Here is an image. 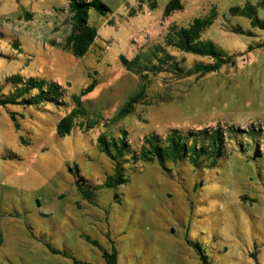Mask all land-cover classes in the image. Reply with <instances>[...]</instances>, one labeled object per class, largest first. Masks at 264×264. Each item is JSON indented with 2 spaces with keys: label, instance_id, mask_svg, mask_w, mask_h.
Returning <instances> with one entry per match:
<instances>
[{
  "label": "rangeland",
  "instance_id": "rangeland-1",
  "mask_svg": "<svg viewBox=\"0 0 264 264\" xmlns=\"http://www.w3.org/2000/svg\"><path fill=\"white\" fill-rule=\"evenodd\" d=\"M101 1L110 11H90L98 37L78 58L65 45L71 0H0V96L15 90L9 77H35L66 102L0 104V264H106V252L119 264H264V0ZM212 17L203 39L230 58L219 70L142 80L125 67L160 45L188 67L213 63L168 46L172 27ZM143 82L147 99L114 124ZM74 95L103 123L65 135ZM218 129L221 154L165 165L128 154L129 182L103 187L115 162L101 134L126 130L140 150L150 136Z\"/></svg>",
  "mask_w": 264,
  "mask_h": 264
},
{
  "label": "trees",
  "instance_id": "trees-1",
  "mask_svg": "<svg viewBox=\"0 0 264 264\" xmlns=\"http://www.w3.org/2000/svg\"><path fill=\"white\" fill-rule=\"evenodd\" d=\"M174 2L178 8L181 6L180 0ZM173 6L174 4L171 5L172 9ZM251 9L254 11L253 6ZM71 10L74 25L65 45L74 56L80 58L89 52L98 37L97 28L90 25V11L96 10L100 14L106 15L110 9L101 0H71ZM242 13L251 16V13H246L245 10ZM254 21L264 27V22L257 17ZM213 22V17L198 18L189 27H172L168 36L169 47L186 54L212 58L214 59L213 63L198 61L193 66L188 67L184 62L180 63L175 55L169 51V48L164 45L156 46L149 52H142L132 60L123 58V63L127 70L138 75L142 80L147 78L149 72L155 75L170 72L182 79L194 74L201 78L210 72L217 71L230 61V58H225V53L213 41L203 39V34L213 25ZM7 81L15 86V90L9 95L2 94L0 104L25 103L35 105L41 102H49L61 106L66 103L62 101V96L65 95L64 90L53 81L35 77L24 80L21 76L9 77ZM147 92L148 84L143 82L139 91L118 110L112 119L114 124L136 113L138 104L147 99ZM1 93L2 89H0ZM73 102L75 108L59 122L58 131L62 129L64 134L68 135L78 125L84 129H94L103 123L101 119H95L90 111L88 112L81 100V95H74ZM83 118H86L87 122H80ZM121 132L123 135L118 137L106 133L99 137L102 150L107 152L115 162V173L108 177L103 187L115 188L129 182L124 173L126 169L124 161H128L126 158L128 154H133L135 160L142 159L150 162L158 160L162 165L168 161L177 162L186 159L197 164L199 156L221 154L225 143L224 134L220 129L211 133L205 130L192 133L189 136H184L176 131V135H169L165 142L158 135L150 136L146 138V143L142 145V148L137 150L133 143L127 139V131L121 130ZM190 139H194L192 143H190ZM104 259L106 264H119L116 252H106ZM204 259L207 260V257L204 256Z\"/></svg>",
  "mask_w": 264,
  "mask_h": 264
}]
</instances>
